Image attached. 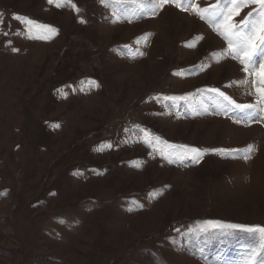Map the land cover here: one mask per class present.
Returning <instances> with one entry per match:
<instances>
[{
    "label": "rangeland",
    "instance_id": "rangeland-1",
    "mask_svg": "<svg viewBox=\"0 0 264 264\" xmlns=\"http://www.w3.org/2000/svg\"><path fill=\"white\" fill-rule=\"evenodd\" d=\"M60 2L0 0V264H244L260 237L205 222L264 227V121L207 90L264 116L255 77L187 4Z\"/></svg>",
    "mask_w": 264,
    "mask_h": 264
},
{
    "label": "snow or ice",
    "instance_id": "snow-or-ice-1",
    "mask_svg": "<svg viewBox=\"0 0 264 264\" xmlns=\"http://www.w3.org/2000/svg\"><path fill=\"white\" fill-rule=\"evenodd\" d=\"M48 4H54L57 8L62 7L63 4L60 0H47ZM70 0H64V3H69ZM139 8L144 12H149L151 15H156L159 9H163L166 5H172L181 11H187L188 7L195 11L196 15L201 20H206L210 25H214L219 34L227 41V52L232 59L238 60L243 65V71L254 76L252 85L255 88V92L258 96V103L264 104V0H226L222 5L221 0H217L215 4L209 5L207 8H200L199 5L194 4L193 0H132ZM104 3V0H101ZM252 7L251 11L247 12L239 22L234 17L239 16L241 11L248 6ZM75 9V5H72ZM78 11V9H76ZM14 19L20 20L19 16H15ZM28 25V31L31 32L32 27H37L45 30V33L55 34L56 29L49 25L36 24L35 21L25 18L24 21ZM84 22L83 20L81 21ZM29 38H33L29 36ZM37 39H46L47 35L34 37ZM16 51V49H13ZM142 56L143 53H140ZM259 63V68H256V64ZM95 87H99L94 81L89 82ZM241 83H248L247 80L241 81ZM83 91V89H81ZM207 91L212 92L218 96H221L228 102L231 108L238 109L242 115V118H237L234 122L239 124L242 121L248 123L264 121V116L259 114L255 105L252 104H237L230 97L226 96L217 88H211ZM66 96V93L64 94ZM165 100L179 101L185 99V97H164ZM227 113V109L225 110ZM59 127V125H56ZM158 139V138H157ZM146 142H151L149 137ZM111 147V145H108ZM169 147H172L169 145ZM181 151L178 153H170L165 158L169 163H173L174 159H179L181 162L185 159H191L195 163H200L207 150H201L196 147L179 146ZM252 146L249 145L247 150L242 149H212L213 153L220 154L221 152L231 154L236 157L240 153H243V159H249V152ZM208 225H211L213 229H221L222 235H228L224 229H240L252 235H258L260 237L259 251L253 248L249 251L248 258L244 264H264V227L261 226H245L239 224H223L220 221H206ZM179 231V230H177ZM191 231V230H190ZM206 234V240L216 239V233L210 232L209 229L203 228L199 230ZM202 252V249H201ZM208 264H215L214 261L208 262Z\"/></svg>",
    "mask_w": 264,
    "mask_h": 264
}]
</instances>
